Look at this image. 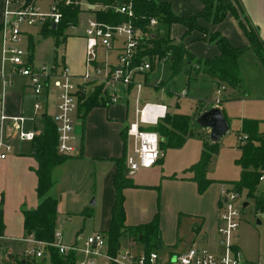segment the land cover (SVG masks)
I'll list each match as a JSON object with an SVG mask.
<instances>
[{"label": "crops", "instance_id": "1", "mask_svg": "<svg viewBox=\"0 0 264 264\" xmlns=\"http://www.w3.org/2000/svg\"><path fill=\"white\" fill-rule=\"evenodd\" d=\"M4 1L5 0H0V29L2 24ZM161 1L170 3L173 11L179 15H189L200 8L199 0ZM31 2L33 3V0ZM239 2L243 7L249 24L256 30L259 38L264 41V0H239ZM82 4L84 6L87 5V7L90 9L99 8V6L97 5H89L84 2H82ZM81 14L86 15V17L89 18L93 17L94 12L82 10L79 14V17ZM173 26L179 25L173 24ZM31 28L32 27L27 28L23 36V41L26 42L27 49L29 37L31 36L33 39V34L30 30ZM213 28L218 31L233 46H240L246 43V39L239 26L237 25L236 20L231 16L225 17L222 21L215 24ZM181 33V29H178V38L174 37L171 34L170 36L173 37V39L178 40L181 36ZM78 41L81 44L79 60L80 62H76V59H72L71 61H69L67 57L64 56H62V60L60 62L67 65L70 72L73 75L77 76L84 71V36L79 35ZM191 43H194L195 46H193L194 44L190 46ZM191 43L187 44V48L195 57H210L217 53V49L215 47H212L211 45H208V43H204L198 40ZM247 50L249 49H246L244 51ZM104 54V49L102 47H99L98 57L100 60L104 58ZM116 54L117 50L111 51L108 54V58L112 61H115ZM31 62L33 63V55ZM55 63H57V61H55L53 64ZM146 77L147 76L145 74V83L142 90L145 89L147 85ZM24 79L25 80L21 84L20 88L16 89V91L7 92V87L13 86L12 79L10 84L5 87L6 89L3 100L0 102V112L2 110L6 115H31L32 113H34L35 117L33 119L26 120L24 122V125L26 128L35 130L38 134L41 125L37 123V118H39L38 115L40 114L39 112L44 109L45 111L41 116H43L45 113L48 114L51 91L54 90L52 89L51 91H45L41 95H35L27 85V79ZM136 79H142V76L137 75ZM152 87L159 88L158 86ZM93 88L94 85H85V93H90ZM28 89L32 92L36 100L38 99V97H43L44 102H39L43 106L42 110H34L33 104L36 102L35 99L33 100L34 102L32 101V105L30 104L29 109L27 101H25L24 98L25 91H27ZM225 89L226 88L224 86L223 91ZM121 94L122 96L116 103L105 102L99 106L91 108L84 114L80 109H77L75 111L74 133L76 136V153L68 156L60 164L56 165L52 170V177L54 181L50 189V194L57 198L58 213L56 218V230L58 231L62 223H64L65 221L70 222L74 217H82L84 212L87 213L88 218H91V216L93 217L92 213L94 211H97L99 214V223L94 231L100 230L104 232V230H106L109 226L110 209L115 195V159H120L122 157L127 158V156H129L133 152V149L131 152L126 149L123 138H125L126 135L129 136L126 130L128 124L132 122V120L128 121V114L130 106H132L131 97L134 95V89L132 88V86H130L127 91L121 88ZM228 95L223 99L235 98L229 97ZM53 96L55 100V91ZM151 102L162 103L166 105L167 110L169 109L167 103L163 101ZM214 106H218L221 112L223 111L221 100L217 105L214 104ZM203 108L204 106L200 107L198 109V112L200 113L202 110H204ZM50 116L52 117V115ZM205 130L208 134L207 129ZM125 131L126 134H124ZM10 138L15 137L8 136L7 141ZM9 153H11V151L6 154L5 158H0V162L4 168V177L11 178L14 183L16 190L14 195L16 196L14 205L19 206V210L17 211V223L16 225H12V222H9V219L6 216L8 214V210L6 209L7 205L4 204V208L1 206L3 201L2 195L0 193V208L2 210V219L4 223V237L0 238L1 249L2 247H4L2 244V240L14 241L12 243L6 242L7 245H16L21 243L17 242L20 240L14 239L13 237H19L24 234L22 223V209L34 207L38 202L35 192V167L37 162L33 156L34 152L32 150L31 143L30 145L26 146L19 144L14 153H12L13 155H10L11 157L7 156ZM163 158L164 155L162 152V156L160 157V159H158V161L162 160ZM155 164H153L152 166H154ZM152 166L141 167L140 169L147 170ZM136 171L137 169L132 173H129L134 184L126 186L123 189L125 223L137 224L140 222L148 221L153 217L155 212H158L160 231L159 239L162 243V245H158V247H165L167 249L166 253H168V256L160 258L161 256L158 250L155 249L162 261L166 263L173 261L175 255L178 252L184 250L191 244L205 247L212 252H218L220 250V237L216 231V226L218 222V210L220 205L219 183L221 181L216 183L212 182L211 180L201 192H197L195 182L191 178H189L190 172L183 173L178 177L172 176L171 174L160 175L161 178L158 180L154 179L153 176L149 177V179H146L143 177L144 174H141L139 176L137 175V177H132L134 176ZM185 171L188 170L185 169ZM30 177L32 179V187L34 193L32 201H30V198L27 199V196L30 193ZM158 182L160 183V185L157 184ZM169 183L173 184L174 186H181L183 188L182 190L175 189L172 192L173 199L177 201V205L170 202V194L167 191L165 192V189L167 190L166 186ZM178 199L180 200L178 201ZM6 210L7 212H5ZM166 211L167 216L165 214ZM90 213L91 215H89ZM186 215H193L195 217V220H193L194 226L192 227L193 232H190L185 228L184 224L188 222V216ZM84 219L86 220V218ZM182 223L183 228L181 229ZM84 229L85 228L83 225L78 231H76V237H74L75 240L73 239L74 241L71 240L65 243H80L78 236H85L93 232L92 231L85 234L83 231ZM13 230H15V232H12ZM122 236H126L128 238L129 249L138 253L143 251V244L140 241L136 240L132 234L125 233ZM95 258L96 256H91L90 258L83 260L78 258L77 264H84L85 262L94 263ZM107 262L108 260H106L105 264H107Z\"/></svg>", "mask_w": 264, "mask_h": 264}, {"label": "built area", "instance_id": "2", "mask_svg": "<svg viewBox=\"0 0 264 264\" xmlns=\"http://www.w3.org/2000/svg\"><path fill=\"white\" fill-rule=\"evenodd\" d=\"M87 5H85V8ZM115 11L125 14L128 19L117 24H110L101 18L89 17L85 26L84 71L80 75H73L68 66L55 63L34 65L29 59V51L21 43L27 28L40 25L41 27L57 25L61 19V11L56 1L49 6V13L42 14L30 2L25 6V0H5L0 29L1 64L0 80L3 89L0 92V102L3 100L5 87L15 76L27 79V85L35 95L45 91H55V113L52 119L57 130V152L70 156L76 153L74 133V115L77 110L78 95L85 93V85L100 86L104 91L107 103H116L122 96L121 88L125 91L130 86L134 89L135 119L127 126V134L134 139L133 152L126 158L129 173L141 167H150L162 156L159 148V135L154 130L145 129L155 126L166 112V105L158 102L145 101L141 103V90L144 86V75L150 71L152 63L148 55L140 57L142 43L151 37L157 25L155 18H150L147 30H142L132 22L134 11L131 2H123L114 7ZM104 49V58L98 57V49ZM115 61L108 58L111 51H116ZM155 60V59H154ZM141 75L142 79H136ZM224 86L216 88V95H220ZM85 94H89L88 92ZM215 96L214 104L219 103ZM43 106L34 103V110L40 111ZM35 115V114H34ZM6 115L0 112V158H5L11 151L7 145V137H16L20 141L33 140L37 132L25 131L24 122L35 116ZM242 134L239 140H244ZM257 188L264 193V167L259 169L256 177ZM238 192L233 185L226 182L219 183V210L216 231L220 237V250L212 252L205 247L189 245L178 252L171 262L162 261L156 250L148 253L135 252L129 248L119 250L115 255L106 251V234L100 230L85 236H78L80 243H65L61 241V232L55 230L53 241L37 239L32 233L13 237L28 243L24 249L25 255L40 257L47 245L56 246L61 253L74 251L78 258L87 259L91 256L103 255L107 260L116 264H259L257 261L245 259L236 244L231 241L239 214ZM4 237L0 234V238Z\"/></svg>", "mask_w": 264, "mask_h": 264}, {"label": "trees", "instance_id": "3", "mask_svg": "<svg viewBox=\"0 0 264 264\" xmlns=\"http://www.w3.org/2000/svg\"><path fill=\"white\" fill-rule=\"evenodd\" d=\"M82 2L99 6L98 9L81 7ZM123 2H131L134 11L132 22L142 30H147L150 18H155L158 23H165L168 32L161 34L157 29L151 37L142 43L141 51L137 60L148 55L152 67L158 60L170 62L171 74H175L185 60L189 69L201 71L215 80V86L236 87L239 83V71L236 64L237 56L247 48H253L258 55L264 54V41H262L256 30L249 24L239 0H199L200 8L189 15H179L173 11L170 3L161 0H70V3L58 2L61 19L53 27L46 23L41 28L43 35L52 34L55 36L56 45L60 44V37L63 30L78 24L79 14L82 10L94 12V17L101 18L107 23L117 24L128 19L125 14L115 11L114 7ZM85 7V6H84ZM226 16L236 20L242 31L246 43L240 46L231 45L222 35L214 30H208L197 23V18L206 20L212 24L222 21ZM172 24H181L183 32L178 40L170 36L169 29ZM198 35L187 40L192 31ZM192 40H202L216 46L217 53L210 57H195L187 48ZM34 41L32 37L28 40V59L31 61L33 55ZM156 61H155V60ZM106 102L104 91L100 86H94L89 94L80 92L78 95L77 109L83 114L91 108ZM203 109H206L203 108ZM41 118L39 133L31 141L33 156L36 159V185L35 192L38 199L37 204L31 208L22 209V223L24 234L32 233L35 238L53 241L56 230L57 198L50 194L53 185L52 170L68 156L57 152V130L50 115L45 113ZM195 124L190 116L180 113H171L167 110L165 116L160 119L157 125L148 127L158 133L160 141L159 148L162 150L164 144L167 146H178L182 143L185 135L191 133L190 125ZM241 132L246 137L239 140L240 154L235 159L239 165L238 178L233 181V187L241 192L245 190L246 197H253L260 208L264 207V195L255 192L256 177L259 169L264 167V131L256 130L255 120L244 119ZM126 134V131L124 132ZM166 140V143L164 142ZM216 141L208 138L203 142V150L199 159L192 162L185 169L190 172L191 178L196 185L198 192H201L212 180L204 174L206 162L211 152L214 151ZM114 186L115 195L110 209L109 226L106 234V251L115 255L120 249V238L125 233L132 234L136 240L143 244V252L148 253L158 247L160 238L159 214L155 212L153 217L137 224L125 223L124 192L126 186L133 185L126 166V158L115 159ZM183 177V176H181ZM4 223L2 210L0 208V234H3ZM49 264H77L78 256L74 251L61 253L56 246L47 245L40 257L23 255L15 259L16 264H44L46 259ZM107 264H116L109 260Z\"/></svg>", "mask_w": 264, "mask_h": 264}, {"label": "rangeland", "instance_id": "4", "mask_svg": "<svg viewBox=\"0 0 264 264\" xmlns=\"http://www.w3.org/2000/svg\"><path fill=\"white\" fill-rule=\"evenodd\" d=\"M54 1L57 3L59 1L65 2L66 4L70 3V0ZM52 3L53 0H33L34 6L42 14L49 13V6ZM81 7L85 9L83 4H81ZM86 19V15L81 14L77 25L65 28L62 36L60 37L59 45H56L54 35H43L41 33L40 25L32 27L30 30L33 34L34 40L33 64L36 66L42 64L51 66L55 61L60 63L62 56L67 57L69 61L76 59V62H80L81 44L78 41V36H84L85 34ZM197 23L208 30L216 31L213 28L215 24L206 20L197 18ZM177 25L179 26H173L172 24L169 29V33L176 38H178V29H181L183 32V26L181 24ZM157 29L161 34H166L168 32V26L163 22L158 23L152 33H154V31L156 32ZM197 35L198 32L194 30L191 32L190 36L187 37V40ZM193 41L196 40H192L189 43ZM192 44L194 43H191L190 46ZM208 45L216 48V46L211 43H208ZM21 46L26 48V42L23 41ZM193 46H195V44ZM247 49L249 50H243L236 59L240 79L238 85L236 87L225 85L226 89L218 96L216 95L217 87H215V80L201 71L196 72L193 68L189 69L185 60L182 61L179 70L173 75L171 74L170 62L168 60H155L156 62L154 63L153 69L146 73V88L141 91V103L145 101H163L167 103L169 112H178L188 115L192 120H194V118L198 115V109L200 107L204 106V108H208L214 106L215 96L221 100L223 110L222 114L225 118L228 129L216 141L215 149L210 153L204 169L205 176L211 178L212 182L216 183L222 181L233 185V181L238 178L239 165L235 162V159L240 154L239 137L242 136L241 127L243 120H255L256 130L259 132L264 131V54L258 55L253 48ZM12 80L13 86L7 87V92L19 89L25 79L23 77L16 76L12 78ZM152 86H158L159 88H153ZM2 88L3 84L0 80V92L2 91ZM53 95L54 91H51L48 115L52 116L55 113V100ZM227 95L235 98L223 99L226 98ZM24 96L30 109V104L32 105L35 97L29 89L25 91ZM131 99L132 104H130L132 106H130L129 109L128 121L134 120L133 96ZM36 102L43 103V97H38ZM44 111L45 110L43 109L39 112L40 114L38 113V124H41L40 117ZM32 115H34V113L24 116L32 117ZM148 127L150 126H146L145 129H148ZM23 129L25 131L31 130L30 128H26L25 125L23 126ZM205 129L206 128H201L195 124H191L190 135H185L180 145L167 146V144H164L162 147L164 158L147 170L140 168L137 169L132 177L144 174L143 177L146 179L153 176L154 179L159 180L161 178L160 175L171 174L172 176L178 177L183 173L189 172L185 171L184 168L188 167L192 162L200 158L203 150V142L208 136ZM123 140L126 149L131 152L134 146L133 137L126 135ZM164 142L166 143V140H164ZM5 143L11 147V153L7 155L11 157L10 155H13L12 153H14L19 144L26 146L30 145L31 142L28 140L20 141L15 137L8 139ZM157 184L160 185L159 182ZM166 188L167 190L165 189V192L167 191L170 194V202L177 205V201L173 199L172 192L175 189L182 190L183 188L181 186H174L170 183L166 186ZM15 192L14 183L11 178L4 177V168L0 162V193L3 201L1 206L4 208V204L7 205L6 209L8 210V214L6 216L9 219V222H12V225H16L17 223V211L19 210V206L14 205L16 200V196H14ZM255 192L264 195V193L260 191L257 186ZM27 197V199L30 198V201H32L34 197L31 177L30 193ZM179 200L180 199H178V201ZM243 201H246L247 203L242 205ZM238 208L239 214L237 226L234 234L231 235V241L236 244L240 254L245 259L257 261L259 264H264V207L260 208L257 206L253 197H246L245 190L242 189L238 196ZM7 210L5 212H7ZM92 214L93 217L91 216V218H88L87 213L84 212L83 216L86 217H74L72 221H65L62 223L59 228V231L61 232V241L68 242L73 240L74 237H76V231H78L83 225L85 228L83 230L85 234L94 231L99 223V214L97 211H94ZM165 214L167 216V211ZM89 215H91V213ZM186 216H188V222L184 224L185 228L190 232H193L192 227L194 226L193 220H195V217L193 215ZM84 218H86V220ZM182 228L183 223L181 229ZM12 232H15V230ZM6 242L12 243L14 241L2 240L4 247H2V249L0 248V264H16L15 259L25 255L24 249L28 244L24 241H17L21 243L16 245L14 243V245H7ZM120 242L121 246L119 250H124L129 247L128 238L126 236H122L120 238ZM156 249L161 256H159L160 258L168 256V253H166L167 249L165 247H157ZM106 260L107 259L104 256L96 255L94 263L85 262L84 264H105ZM44 264H49L48 258L45 260Z\"/></svg>", "mask_w": 264, "mask_h": 264}, {"label": "water", "instance_id": "5", "mask_svg": "<svg viewBox=\"0 0 264 264\" xmlns=\"http://www.w3.org/2000/svg\"><path fill=\"white\" fill-rule=\"evenodd\" d=\"M32 0H25V6H27ZM53 27L55 25L53 24ZM196 126L206 128L208 131V139L212 142L217 141L228 129L225 118L218 106H211L202 110L194 118ZM247 202L243 201L242 205ZM159 246L162 245L160 239L158 240Z\"/></svg>", "mask_w": 264, "mask_h": 264}]
</instances>
